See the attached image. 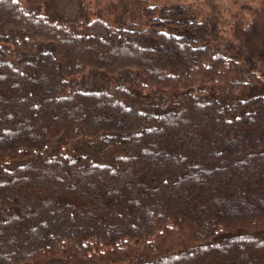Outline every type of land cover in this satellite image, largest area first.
Here are the masks:
<instances>
[{
    "label": "trees",
    "instance_id": "16d2710c",
    "mask_svg": "<svg viewBox=\"0 0 264 264\" xmlns=\"http://www.w3.org/2000/svg\"><path fill=\"white\" fill-rule=\"evenodd\" d=\"M217 1L0 0V264H264V0Z\"/></svg>",
    "mask_w": 264,
    "mask_h": 264
},
{
    "label": "rangeland",
    "instance_id": "374dc122",
    "mask_svg": "<svg viewBox=\"0 0 264 264\" xmlns=\"http://www.w3.org/2000/svg\"><path fill=\"white\" fill-rule=\"evenodd\" d=\"M103 3H106L108 0H102ZM150 2L153 1L152 3H163L165 0H149ZM193 3H198L202 0H192ZM245 0H218L217 1V6L222 9V14L223 17H231V14L235 11L238 10L240 5L244 2ZM250 1V0H247ZM102 4V3H101ZM200 4V3H199ZM206 9V7H205Z\"/></svg>",
    "mask_w": 264,
    "mask_h": 264
}]
</instances>
